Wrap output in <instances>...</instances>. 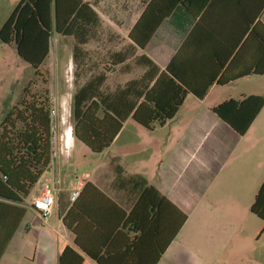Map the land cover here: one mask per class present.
<instances>
[{"label": "crops", "instance_id": "0c3cea01", "mask_svg": "<svg viewBox=\"0 0 264 264\" xmlns=\"http://www.w3.org/2000/svg\"><path fill=\"white\" fill-rule=\"evenodd\" d=\"M98 22L97 13L82 36L69 37L88 45ZM256 24L264 26V0H211L197 17L177 6L144 50L130 39V29L129 46L76 90L73 106L78 91L105 76L93 99L111 100L134 84L125 100L136 109L144 99L137 93L149 83L143 55L161 72L177 55L175 71L197 89L216 74L217 82L204 98L188 94L172 121L148 129L131 114L102 153L76 138L74 120L71 149L51 162L18 205L25 215L0 264H264V222L251 212L264 183V107L244 135L214 112L229 99L264 96V75L244 76L263 53L260 38L250 36ZM189 100L199 106L187 108ZM1 109L0 119L11 110ZM79 146L91 155L74 172L71 161ZM53 179L56 206L45 219L32 201ZM76 179L83 184L73 200ZM174 207L184 221L176 237Z\"/></svg>", "mask_w": 264, "mask_h": 264}, {"label": "trees", "instance_id": "16d2710c", "mask_svg": "<svg viewBox=\"0 0 264 264\" xmlns=\"http://www.w3.org/2000/svg\"><path fill=\"white\" fill-rule=\"evenodd\" d=\"M210 2L149 0L129 37L144 50L177 6L182 5L197 17ZM96 17V11L84 0H22L0 30V40L4 44L17 46L18 55L35 69L37 77H41L40 67L51 52L54 32L80 37ZM250 36L260 38L263 53L254 58L252 70L244 76L264 75V26L256 24ZM176 59L177 55L161 72L152 60L142 56V63L150 67L145 78L149 83L144 84V91L137 93L138 97L144 99L136 109L134 103L125 100L133 91L134 84L116 93L111 100L93 99L96 85L103 82L105 76L78 91L73 106L76 138L94 152L102 153L113 143L131 114L139 124L150 129L155 123L172 121L188 94L204 98L209 88L217 82V74L203 89H197L175 71ZM225 62L220 65L221 69ZM235 79H220L218 84L225 85ZM25 94L29 95V87ZM52 105L48 91L45 96H33L31 99L28 96L8 111L0 124V260L25 215V209L18 205L24 203L51 166ZM263 107L264 96L250 95L242 100H226L216 106L214 112L244 135ZM251 212L264 222V183L255 197ZM177 213L174 207L175 237L184 222L178 219Z\"/></svg>", "mask_w": 264, "mask_h": 264}, {"label": "rangeland", "instance_id": "374dc122", "mask_svg": "<svg viewBox=\"0 0 264 264\" xmlns=\"http://www.w3.org/2000/svg\"><path fill=\"white\" fill-rule=\"evenodd\" d=\"M99 15V22L92 29L88 45H80L73 37L54 32L51 40V55L42 68L41 77L35 69L22 59L15 46L0 40V107L8 110L29 96L48 95L57 108L59 132L74 125L73 96L91 74L101 65L111 62L112 54L129 46L128 32L141 15L149 0H90ZM22 0H0V30L4 21ZM78 46V51L76 47ZM29 87V95L25 94ZM218 88L216 91H218ZM221 91V90H220ZM214 96L211 97L213 99ZM54 101V102H53ZM211 100H208V103ZM195 100H189L186 107L196 109ZM66 115L67 125L61 124ZM3 115L0 120H2ZM63 130V131H62ZM90 150L79 146L71 161L74 172L84 169ZM9 256V255H8Z\"/></svg>", "mask_w": 264, "mask_h": 264}, {"label": "built area", "instance_id": "2783aa9c", "mask_svg": "<svg viewBox=\"0 0 264 264\" xmlns=\"http://www.w3.org/2000/svg\"><path fill=\"white\" fill-rule=\"evenodd\" d=\"M51 115L53 118L52 125V161L59 157V154L67 153L71 149L73 136L71 132L73 131L72 126H68L63 132L64 137L62 138L59 133V126L57 123L58 114L56 106L52 105ZM63 115L61 119V124L67 125V119ZM62 143L59 145V143ZM57 183L55 180H49L45 183L42 191L33 199L32 207L40 213L43 218H48L51 216L55 210L56 206V188L54 184ZM74 185L70 186L73 200L77 199L80 195V189L83 184L82 180H74L72 182Z\"/></svg>", "mask_w": 264, "mask_h": 264}, {"label": "water", "instance_id": "95a60500", "mask_svg": "<svg viewBox=\"0 0 264 264\" xmlns=\"http://www.w3.org/2000/svg\"><path fill=\"white\" fill-rule=\"evenodd\" d=\"M15 48H16V50H18V47L17 46H15Z\"/></svg>", "mask_w": 264, "mask_h": 264}, {"label": "bare ground", "instance_id": "6f19581e", "mask_svg": "<svg viewBox=\"0 0 264 264\" xmlns=\"http://www.w3.org/2000/svg\"><path fill=\"white\" fill-rule=\"evenodd\" d=\"M71 135L73 136V131L71 132Z\"/></svg>", "mask_w": 264, "mask_h": 264}]
</instances>
